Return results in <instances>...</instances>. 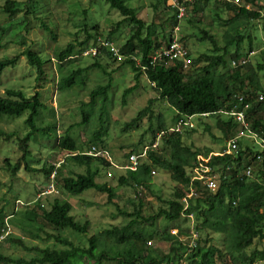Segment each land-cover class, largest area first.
I'll return each instance as SVG.
<instances>
[{"label": "trees", "instance_id": "1", "mask_svg": "<svg viewBox=\"0 0 264 264\" xmlns=\"http://www.w3.org/2000/svg\"><path fill=\"white\" fill-rule=\"evenodd\" d=\"M111 8L117 10L123 17L118 21L114 28L108 32L107 39L110 40L118 31L123 22H127L131 26L130 35L120 46L121 54L125 55L123 63L130 65L134 71L136 83L125 89L123 93V102L127 97L139 86L140 78L146 75L150 83L159 93V97L166 100L170 107L175 111L174 120L177 123L184 115H193L200 113H214L217 123L223 133V137L227 140L237 127L230 118L224 117L218 111L229 105L237 93H249L252 100V111H250V119L253 128L259 133H264V102H255L259 91H264V86L260 82L259 73L264 71V53H260L263 57L256 66L251 61L243 66V68H233L232 60L238 59L243 55H247L254 47L253 35L247 29L248 23L254 19H264V5L260 0H243L250 4L252 9L239 6L226 0H214V5L222 12L227 13L226 17L218 15L217 20L226 27L224 33V44L219 45L217 38L210 34L207 30L202 29V40H208L212 44L209 52H203L194 58V62L188 70H184L179 61H170L168 59L153 62L152 57L156 49L164 43H168L172 39V34L163 31V24L160 31L155 23H147L139 17L138 10L130 6L128 3L132 0H105ZM167 2V0H163ZM192 8L193 13L205 10V7L212 1L194 0L191 4L188 0H183ZM33 3V5H30ZM38 1L27 0L21 2L19 0H5L2 5L3 12L13 17L21 13L24 9L26 14L21 20V26L27 23V15L37 14ZM40 9V8H39ZM189 11V9H188ZM172 17V25L178 24V9L174 10ZM229 15V16H228ZM191 21V19H190ZM45 25V24H44ZM241 26H244L241 28ZM10 27H0V35L7 34ZM22 27H20L22 29ZM47 28V26H45ZM84 28L85 37L77 38L74 42L68 43L57 54V59L61 65V77L58 80L57 88L65 91L77 86H85L88 82V73L93 68L103 69L101 60L104 55L108 59L115 58L107 49H103V53L93 56L94 62L90 65H77L69 67L74 63L78 56H83L84 49L92 40H97L98 33L93 34L91 29L98 30L96 23L91 25V29ZM24 38L22 43H24ZM180 40H186L180 38ZM192 54V53H191ZM21 56H25L29 65L37 71V81L41 82L45 76V64L47 60L36 50L31 47L26 48L22 54L13 57H5L0 59V82L5 70L9 67L16 66ZM140 59L137 64L132 57ZM113 57V58H112ZM109 63V62H108ZM122 63V64H123ZM67 69L64 70L63 67ZM105 69V68H104ZM222 69V70H221ZM109 80L106 84L99 85L90 92V101L88 107H93L98 99L103 101V106L110 100V90L112 88V74L104 70ZM151 102V101H150ZM46 107L41 99V93L36 91L31 96L22 89L8 88L4 95H0V119L4 115L21 116L28 113L25 120L30 130L22 137L18 136L20 148L22 149L23 159L30 156V143L35 135L46 134L49 132L48 127L37 124L36 116L40 110ZM151 112L150 106L143 108L132 120V127H139L140 122L149 116ZM216 112V113H215ZM82 121L78 125H84L89 116L87 110H83ZM151 117V116H150ZM75 126L71 125L65 134L59 136V146L67 150L71 155L67 156L68 161L74 162L79 166H85L83 173H68L62 175L61 166L56 165L44 166L42 169L32 168L26 165V169L30 171H42L50 178L51 173L56 170L55 178L60 179L62 187L69 194L78 196L86 190L94 189L101 193H106L109 202L117 196L116 189L107 183L97 181L101 170L110 169L113 172L122 171L118 177L120 185H134L138 187L139 192L145 188H150L151 177L154 168H161L170 172L174 181L178 183L173 196L163 201V206L158 212L152 215L147 221L152 226L156 225L159 218L164 217L169 222H176L183 216L193 215L196 219L195 229L199 231L200 237L197 246L192 250L188 249L179 238L169 230L161 233L152 231L133 230L134 226L139 227L141 224V209L143 204L135 208L136 212L128 214L125 210H120L122 215L132 216L128 224L121 227L115 226L111 229H105L99 234H94L89 238L88 246L76 245L72 240L61 235H50L55 240L63 244L64 248H41L40 256L31 260L25 258L15 259L0 251V264H103L104 260H118L119 264H218L216 257L221 258L225 254L222 248L208 243V239L203 238L201 232L212 229L216 232L225 234V247L230 254V264H255L257 260H264V249H254L250 253L246 252L256 239L264 240V156L261 161L256 160L255 154L260 151H254L252 147L242 145L240 143L237 154H227L224 156H212L207 162L211 168L220 174V186L216 191H210L195 182V194L191 197V176L190 169L198 165V156L200 151L194 150L191 146L183 143L182 132L171 131L163 121L157 124L158 132L165 131L161 138L160 145L157 150H151L146 159L142 160L137 170H119L114 168L111 162L104 157L91 156L88 154L73 153L83 152L94 145H101L107 149L115 162L125 164L129 154L121 156L113 154L106 141L102 138L104 131L94 134L86 147L84 143L78 142L70 131ZM150 130L154 131L153 126ZM155 132V131H154ZM16 131H7L0 125V139L10 140L16 137ZM156 136H154V139ZM136 150L135 148L132 150ZM138 150V149H137ZM211 150L208 149V152ZM263 155V154H262ZM122 161H121V160ZM124 159V160H123ZM64 162V161H63ZM62 162V163H63ZM8 166L11 162L6 159ZM61 163V164H62ZM96 165L94 166V164ZM254 163L255 170L253 177L241 176L246 166ZM63 167L65 165L63 164ZM13 171L20 169V163L12 166ZM110 177H113V173ZM187 198V202L184 199ZM72 204L67 200L55 198L50 208H44L40 202L37 209L27 211V220L32 224L37 218H42L49 224L58 229L70 228L77 233H87L90 222H80L71 214ZM4 215L0 217V229L4 226ZM180 233L183 230L180 229ZM189 232V229L188 231ZM103 248H99L102 244ZM165 239L170 242L167 252L156 255L151 249H148L147 243L155 237ZM114 239L116 245L124 244L123 249L115 250L108 247L107 242ZM7 241L17 243L30 250L21 238L9 236ZM150 242V241H149ZM37 249V248H35ZM87 260V262H86ZM94 261V263H92Z\"/></svg>", "mask_w": 264, "mask_h": 264}, {"label": "rangeland", "instance_id": "2", "mask_svg": "<svg viewBox=\"0 0 264 264\" xmlns=\"http://www.w3.org/2000/svg\"><path fill=\"white\" fill-rule=\"evenodd\" d=\"M19 1L25 2L27 0ZM35 1H38L37 6L40 9L36 8L37 14H28L27 23L22 27L20 22L26 14L25 9L10 17L2 9L5 0H0V27L12 26L7 34L0 35V59L22 54L26 48L31 47L47 60L45 76L41 82H38L37 71L28 64L25 56H21L16 66L7 68L3 73L0 82V95H4L8 88L22 89L27 96L39 91L46 107L40 110L39 115L36 116V122L38 125L50 129L46 134L35 135L30 143L31 154L23 159L24 152L20 148L18 136L22 137L30 130L25 123L28 113L26 112L21 116L4 115L0 119V125L5 130L18 133L16 137L10 140L0 139V217L3 214L5 225H10L11 236L21 238L26 246L31 248L28 250L24 246L6 240L0 243V251L15 259L31 260L40 256L39 249L41 248L65 247L57 242L54 237H49V234L67 237L79 246H88V240L92 235L115 226L121 227L128 224L132 218H136L137 215H122L120 210H125L131 214L136 212L135 208H138L140 204H143L139 218L141 224L139 227L134 226L133 230L144 232L153 230L162 234L164 230L179 226L183 233H188L186 231L196 224L194 217L183 216L173 223L161 217L154 226L147 221L163 206V201L173 196L175 188L178 187V183L173 180L170 172L158 167L154 168L156 174L151 177L150 188H145L142 192H139V188L134 185L119 184L118 177L123 173L122 171L113 172L110 169L102 168L97 181L107 183L116 189L117 196L112 202H109L106 193L94 189L86 190L78 196L71 195L63 189L60 179L55 178L53 183L56 190L47 196H43L39 200L40 204L44 208H50L55 198L69 201L73 206L71 214L75 219L82 223L86 220L90 222L87 233H77L70 228L58 229L40 217L32 224L28 223L26 212L37 209L38 203L19 206L16 204V200L20 198L26 203L34 201L39 192L48 188L52 182L44 172L30 171L26 169V165L42 169L44 166L64 161L61 164L62 175L71 172L83 173L86 170L85 166H79L68 161V151L62 149L58 144L59 136L65 134L71 125L75 124L70 134L78 142L84 143L86 147L94 134L100 131L106 132L102 138L106 141L109 150L122 157L134 148L139 150L145 144L153 142L154 136L159 133L157 124L160 121H163L169 128L176 124L174 120L175 111L166 100L159 97V93L146 75L141 76L139 86L127 97L126 102H123L125 89L133 86L136 80L132 67L123 63L124 59L121 58L114 59L112 57V60L104 55L101 63L105 69H91L85 86H77L65 91L58 90L57 83L62 74L61 65L57 59L58 52L77 38L83 39L86 25L88 26L87 29H91V25L96 23L98 30L91 29V32L93 34L98 33V37L107 39L108 32L123 17L117 10L111 8L105 0ZM169 1L132 0L128 4L138 10L140 18L149 24L155 23L160 31L162 30L160 25L163 24V31L167 34L172 33L173 35L175 33L180 38L185 37L186 40L183 42L192 53L191 55L195 57L203 52H209L212 48V44L208 40L201 39L203 36L202 29L214 35L219 45L224 44L226 27L217 20L218 15L216 13L221 17H226L229 12H222L214 5V0L205 7V10L197 13H193L192 8H189L186 16L180 22L178 30L172 25V17L175 12L169 5ZM260 2L261 5H264V0H260ZM247 27H249L247 31L254 38L253 49L259 50L264 44V19L251 20ZM130 28L131 26L127 22H123L119 31L109 41L120 48L130 35ZM23 38L24 43H22ZM78 57L74 63L68 66H87L95 61L92 57ZM262 58L260 52L256 53L251 59V64L256 66ZM63 68L66 70L67 66ZM104 70L112 74L110 100L103 106V101L98 99L93 107H88L90 92L97 86L106 84L109 80ZM259 76L260 82L264 86V71H261ZM148 105L151 109L149 116L140 122L138 128L132 127V120L139 111ZM83 110H87L90 114L87 122L80 126L78 123L82 121ZM194 122V128H188L182 133V140L185 145L200 151V156L203 158L208 157L213 151H220L226 147V139L223 137L215 116L202 118L197 116L194 118ZM151 126L155 132L150 130ZM247 143L256 150L260 149L258 143L244 138L242 145L245 146ZM208 149L211 151L206 155ZM6 159L11 162V166L7 165ZM17 163H20V169L14 172L12 166ZM109 171L113 173V177L108 175ZM179 231L181 230L178 229ZM201 233L203 243L205 239H208L206 245L214 244L225 252L223 257H216L218 264H230V254L225 247V234L212 229H207ZM100 239L102 244L99 248H103V236ZM149 241L147 243L148 249H151L156 255L167 252L170 246L169 241L162 240L157 236ZM107 244L108 247H113L115 250L123 249L124 246V244L116 245L114 239H110ZM256 248L264 249V240L256 239L246 252L250 253ZM103 264L119 263L118 260H104ZM255 264H264V260H257Z\"/></svg>", "mask_w": 264, "mask_h": 264}, {"label": "built area", "instance_id": "3", "mask_svg": "<svg viewBox=\"0 0 264 264\" xmlns=\"http://www.w3.org/2000/svg\"><path fill=\"white\" fill-rule=\"evenodd\" d=\"M191 4L194 0H188ZM206 1V0H202ZM228 2L235 3L239 6H244L248 9H252L250 4L245 3L243 0H226ZM170 5L178 9L177 17L179 20L183 19L187 14L189 9L188 4H185L183 0H170ZM178 30V27H176ZM108 49L112 54L115 56H119L122 58L123 55L120 54L119 49L109 40L104 39L102 37L97 38L96 41L90 43L84 50V56H95L101 53L102 49ZM264 53V44L259 50H251L247 55H243L238 59L232 60V67L233 68H243L244 65L251 61V58L256 53ZM168 59L170 61H179L182 64L184 70H188L191 64L193 63V59L189 54L188 48L182 43L179 37L175 34L172 36V39L165 43L164 45L160 46L156 49L155 53L153 54L152 60L156 62L158 60H165ZM251 95L249 93H237L234 95L233 100L229 102V105L225 108H221L218 113L222 114L226 118H230L234 123H236L237 127L233 131V134L226 140V147L222 148L220 151H213L210 155L206 158L200 157L198 165L194 168L190 169L189 175L191 176V192L188 194L191 197L195 193L194 184L195 182H200L202 186L206 187L210 191H216L220 186V174L215 172L210 165L206 163L209 162L212 156H224L227 154H237L239 151L240 143L244 140V138L250 139L254 143H258L260 146L259 150L254 149V147L247 143L245 144L252 147L254 151H260V154L256 153V160L261 161L264 156V133L258 132L257 129L253 128V123L250 119V111H252V100ZM255 102H264V91H259L254 97ZM216 113V112H215ZM214 113H200L194 114L189 116H183L179 119L175 126L170 128L171 131L177 132H184L187 128L195 127V123L193 119L195 117H208ZM165 134V131H161L156 140L151 144L145 145L140 151L138 152H129V156L126 160V163L121 165L114 161L111 153L102 147L101 145H92L87 150L80 152L77 151L73 154L81 153V154H88L91 156H99L104 157L105 159L109 160L114 168H118L119 170H137L140 166L142 160L146 159L148 156V152L150 150H157L161 138ZM69 154V153H68ZM263 154V155H262ZM59 164H57L58 166ZM255 170L254 163L246 166L243 172H240L241 176L246 177H253V171ZM153 174H156V171H152ZM56 175V170H54L51 174V179L54 180ZM109 176L112 175V172L109 171ZM55 186L51 184L45 191L41 194L46 195L55 191ZM184 202H187V198L184 199ZM17 203H23L22 201L18 200ZM191 218L192 215H189ZM176 229V230H175ZM10 230H6L3 235L0 236V240H2ZM171 232L178 236V238L184 243V245L188 246L189 250H192L197 246V241L200 237L199 231H197L194 227H192L188 234H180L177 228L171 230Z\"/></svg>", "mask_w": 264, "mask_h": 264}, {"label": "clouds", "instance_id": "4", "mask_svg": "<svg viewBox=\"0 0 264 264\" xmlns=\"http://www.w3.org/2000/svg\"><path fill=\"white\" fill-rule=\"evenodd\" d=\"M206 1H207V0H206ZM203 2H204V1H203ZM169 5H170V1H169ZM170 6H171V5H170ZM171 7H172V6H171ZM172 8H173V7H172ZM173 9L175 10V8H173ZM187 12H188V11H187ZM185 16H186V15H185ZM183 19H184V18H183ZM183 19H181V20L178 19V24L175 26V28L179 26L180 22H181ZM178 29H179V27H178ZM171 34H172V33H171ZM173 35H175V33H174ZM173 35H172V36H173ZM177 36H178V35H177ZM178 37H179V36H178ZM97 38H99V37H97ZM102 38H103V37H102ZM104 39H106V38H104ZM179 39H180V37H179ZM107 40H108V39H107ZM94 41H95V40H92L90 43H92V42H94ZM180 41H181L182 43H184L182 40H180ZM110 42H111V41H110ZM90 43H89V44H90ZM164 44H165V43H164ZM164 44H163V45H164ZM161 46H162V45H161ZM185 46H186V45H185ZM86 47H87V46H86ZM116 47H117V46H116ZM186 47H187V46H186ZM117 48H118V47H117ZM103 49H106V48H103ZM103 49H102V50H103ZM118 49H119V51H120V48H118ZM84 50H85V49H84ZM188 50H189V49H188ZM107 51H109V50L107 49ZM109 52H110V51H109ZM102 53H103V51H101V53H99V54H102ZM110 53H111V52H110ZM99 54H98V55H99ZM120 54H121V52H120ZM189 54H190V56L192 57L193 62H194V58H195V56L191 55V52H190V51H189ZM98 55H95V56H98ZM111 55H112L113 57H115L114 59L119 58V56H115V55L112 54V53H111ZM122 55H123V54H122ZM83 56H84V55H83ZM88 57H93V56H88ZM125 58H126V56L123 55V57H122L121 59H125ZM132 58H133L134 60H136L137 64L140 63V59H139V58L134 57V56H133ZM251 59H252V58H251ZM192 64H193V63H192ZM192 64H191V65H192ZM190 67H191V66H190ZM190 67H189V68H190ZM193 115H194V114H193ZM184 116H189V115H184ZM210 116H212V115H210ZM201 118H202V117H201ZM193 121H194V119H193ZM194 123H195V122H194ZM175 125H176V124H175ZM175 125H174V126H175ZM172 127H173V126H172ZM172 127H171V128H172ZM193 128H194V127H193ZM187 129H188V128H187ZM191 129H192V128H191ZM159 133H160V132H159ZM159 133H158V134H159ZM182 133H183V132H182ZM158 134H157V135H158ZM157 135H156V137H157ZM155 140H156V138L153 140V142H154ZM153 142H151V144H152ZM149 144H150V143H149ZM145 145H147V144H145ZM145 145H144V146H145ZM144 146H142L139 150H134V151H130V152H138V151H140ZM86 150H87V149H86ZM150 151H151V150H150ZM150 151H149V152H150ZM149 152H148V154H149ZM128 153H129V152H128ZM128 153H127V154H128ZM77 154H78V153H77ZM69 155H71V154H70V153L67 154V156H69ZM74 155H76V154H74ZM200 157H201V156L199 155V156H198V159H199V160H200ZM62 162H63V161H59V163H57V164H59L58 166H57V164H54V165H56L57 167H60V165H61ZM155 171H156V170H155ZM51 174H52V173H51ZM50 179H51V175H50ZM54 180H55V178H54ZM54 180L51 179V182H52L53 185H54V183H53ZM49 186H50V184H49ZM205 188H206V187H205ZM46 189H47V188H45V190H46ZM206 189H207V188H206ZM45 190L40 191L39 194L37 195V199L34 200V201H30V202H27V203H26V202H23V201L19 198V199L16 200V204L19 205V206H20V205L28 206V205H31L32 203H35V202H36V203H39V200H41V198H42L43 196H47V195L51 194V193H49V194H46V195H42L41 193H42L43 191H45ZM194 194H195V193H194ZM194 194H193V195H194ZM193 195H192V196H193ZM18 200L22 201L23 203H22V204H21V203H17ZM42 206H43V205H42ZM192 216H193V215H192ZM184 217H190V216L187 215V216H184ZM193 217H194V216H193ZM193 217H192V218H193ZM193 227L195 228V226H193ZM8 229L10 230V232H9V233H8V234H7L2 240H0V243L6 241L7 238H8L9 236H11V234H12V230H11L10 225H9V224H6V225H5V223H4V226L0 229V236L3 235V234L5 233V231L8 230ZM172 229H174V228H172ZM172 229H171V230H172ZM177 229H179V228H177ZM179 230H180V229H179ZM189 231H190V230H189ZM179 232H180V231H179ZM171 233H172V232H171ZM188 233H189V232H188ZM188 233H180V234H188ZM172 234H173V233H172ZM173 235H175V234H173ZM175 236H177V235H175ZM177 237H178V236H177ZM179 240H180V239H179ZM180 241H181V240H180ZM181 242H182V241H181Z\"/></svg>", "mask_w": 264, "mask_h": 264}]
</instances>
